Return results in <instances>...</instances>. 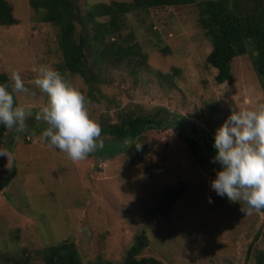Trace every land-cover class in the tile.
I'll list each match as a JSON object with an SVG mask.
<instances>
[{"label":"rangeland","instance_id":"rangeland-1","mask_svg":"<svg viewBox=\"0 0 264 264\" xmlns=\"http://www.w3.org/2000/svg\"><path fill=\"white\" fill-rule=\"evenodd\" d=\"M78 1L84 12L93 3L114 0ZM9 2L18 22L0 24V72L8 75L18 104L32 114L23 132L6 128L0 139V149L13 154L0 155V178H11L0 193V264L24 256L29 264H43L37 250L66 239L75 242L82 264H121L140 233L145 245L139 255L165 264H254L255 251L264 247V211L244 213L242 202L226 196L215 200L213 177L172 129H151L139 137L145 152L137 165L121 153L73 161L45 140L47 125L37 116L47 96L32 83L33 68L58 69V27L42 21L27 0ZM119 32H130L147 59L135 75L125 67L110 68L98 83L96 100L86 104L98 123L114 120L123 107L150 111L164 106L214 137L232 108L264 101L251 46L233 58L230 83L214 81L215 69L205 60L210 42L197 23L194 4L127 13ZM14 71L26 91L13 89ZM59 71L86 93L80 76ZM179 181L185 190L167 215L152 217L150 206L160 201L165 187Z\"/></svg>","mask_w":264,"mask_h":264},{"label":"trees","instance_id":"trees-1","mask_svg":"<svg viewBox=\"0 0 264 264\" xmlns=\"http://www.w3.org/2000/svg\"><path fill=\"white\" fill-rule=\"evenodd\" d=\"M28 5L40 14V19L58 27V48L61 62L58 70L81 77L87 86L84 94L88 101L96 100L98 83L107 79L110 68L125 67L130 74L146 62L147 54L129 32L125 36L115 34L125 21L127 13L149 7H163L178 4H194L197 9V23L210 42L205 60L215 69L216 83H230L233 58L255 50L253 67L259 77L264 94V0H129L97 2L82 12L78 0H27ZM9 0H0V24L17 23ZM99 17L105 19L99 21ZM109 37H113L110 39ZM0 84H6L12 92L10 79L0 72ZM101 136L96 150L88 156L106 159L124 154L131 165H137L144 157V145L139 137L151 129H172L189 148L193 159L213 178L220 167L212 162L215 149L213 136L199 128L188 117L156 106L150 111H139L123 107L116 111L115 119L102 118L99 122ZM6 127L0 125V139ZM34 133V132H33ZM102 142V143H101ZM140 147L138 148V146ZM12 146V145H11ZM9 147L11 149L12 147ZM11 178H0V193ZM185 190L181 181L175 186L164 188L159 202L150 206L148 213L166 216L176 198ZM215 200H224L216 194ZM264 211V210H262ZM145 245L144 233L134 237L121 264H165L161 260L139 255ZM43 264H82L77 246L71 239L46 245L37 250ZM248 254L246 255L247 259ZM7 264H29L28 257L10 258ZM254 264H264V247L254 253Z\"/></svg>","mask_w":264,"mask_h":264},{"label":"clouds","instance_id":"clouds-1","mask_svg":"<svg viewBox=\"0 0 264 264\" xmlns=\"http://www.w3.org/2000/svg\"><path fill=\"white\" fill-rule=\"evenodd\" d=\"M33 71L32 83L47 96L37 116L47 125L42 136L73 161L87 158L96 150L102 129L89 115L86 96L58 69L40 64ZM11 78L15 91H26L19 72ZM31 114L30 108L15 103L6 84H0V125L23 132ZM212 147L216 150L212 162L220 167L209 182L211 189L231 202H242L244 213L264 210V101L232 108L215 129ZM0 155L13 154L0 149Z\"/></svg>","mask_w":264,"mask_h":264}]
</instances>
